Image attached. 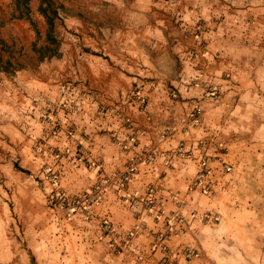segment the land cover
Wrapping results in <instances>:
<instances>
[{
    "label": "crops",
    "instance_id": "crops-1",
    "mask_svg": "<svg viewBox=\"0 0 264 264\" xmlns=\"http://www.w3.org/2000/svg\"><path fill=\"white\" fill-rule=\"evenodd\" d=\"M35 1L32 19L40 15ZM58 16L55 25L75 34L60 56H27L21 68L0 72V145L29 163L11 172L30 205L43 199L27 177L56 146L68 148L61 168L69 193L97 180L94 169L74 166L72 143L99 163L102 198L64 219V243L75 233L80 248L68 246L63 261L72 264L77 252L82 264L109 257L97 228L104 218L120 230L146 220L130 246L141 261L132 264L158 262L163 252H149L146 231L166 216L187 221L169 247L196 251L189 262L179 254L178 264H224L252 243L248 236L263 237L264 0L63 1ZM55 119L77 134L57 136ZM204 166L209 174L196 183ZM148 191L152 209H131L120 196ZM89 222H97V237L83 244ZM9 237L0 234V262H25Z\"/></svg>",
    "mask_w": 264,
    "mask_h": 264
},
{
    "label": "rangeland",
    "instance_id": "rangeland-1",
    "mask_svg": "<svg viewBox=\"0 0 264 264\" xmlns=\"http://www.w3.org/2000/svg\"><path fill=\"white\" fill-rule=\"evenodd\" d=\"M56 1L59 4L60 2L67 1L74 5H78L79 2V0ZM36 4L37 2L32 0L29 3V7L34 10ZM13 8V0H0V37L5 40L7 47L2 52L3 58L10 59L13 68L18 69L24 65V61L30 62L27 56H40L38 51L47 42L45 38L46 24H44L45 20L40 15H34L32 23L26 18L17 17L12 11ZM54 32L57 44L51 45V50H56L57 53L54 56H60V44L62 45V43L68 40L70 35L74 36L75 34L66 29L63 23H58V21ZM9 71L11 70L9 69ZM6 79L10 80L11 78L7 76ZM6 92L8 91L6 90ZM52 130L57 136L62 135L67 139L77 134L74 126L66 123L62 124L57 119L54 120ZM72 146L74 148L72 157L74 166L78 167L79 162L86 168L94 169L97 180H95L89 189L81 188L69 193L62 183L63 171L61 168L64 159H67L65 153L68 148L63 152V150H59L58 146H56V150L54 149L51 152L50 157L42 158V167L39 173L35 175L32 172L28 177L26 176L28 180L33 179L37 181L43 199L39 204L30 205V202L21 196V190L17 189L14 185L16 181L20 180L11 172V170L14 172L20 171L19 169L22 166L29 167L30 165L29 163H25V161L20 162V157H18V153H15L14 150L8 149L6 151L8 147L0 145V231H2L0 234L10 235L9 239L13 240V244L9 246L17 249V251H21L26 258L25 262H21L22 260L20 261L18 258L17 260L9 258L5 262L3 261L4 263L1 261L0 264H10L12 261H17L19 264H68V260L64 262L62 259L63 254H66L65 252L68 250V246H71L74 251L80 248L78 244L79 235L75 233H73L71 241L69 240L67 244L64 243L66 239L64 236L66 233L65 228L67 226H65V220L70 215L81 210L83 213L86 210L90 211L91 205L101 200V194L100 198L97 197V191L99 190L96 188L101 179L98 176V172H101V167L98 162L87 157H82V154L78 156L79 147L77 142L72 143ZM44 181L46 182V187H43L42 182ZM120 196L127 202L128 207L132 209L130 200L125 197L124 193H120ZM192 214L195 215L193 216ZM198 217V213L191 212L190 218L194 219ZM201 217H199L200 220H209L207 217ZM157 219L158 217L155 216L151 223L153 226L158 224ZM186 222L181 215L179 218L176 217L174 220H171L170 223L165 218L161 220L157 228L146 231L150 243L149 252L158 248L163 252L155 264H178L179 254L185 262H189L190 257L195 255V249L189 245L177 251L169 247L168 244V240L178 234L179 225ZM75 223L77 224V222ZM96 223L89 222L91 230L90 232L88 231L86 237L85 235L82 236L83 244L85 240L95 242L94 238L97 237L95 230ZM97 225L100 236L105 239V241H102L104 253L105 255L108 254L109 257L89 261V264H132L133 261H141V254L130 248V246L133 239L145 229V219L137 218L127 229L121 230L107 218L100 220ZM168 226H171V228L168 229ZM248 240H251L252 243L248 244ZM260 243L263 245V250L259 246ZM246 244H248L247 247L245 246ZM246 244L244 245L245 247L243 246L244 250L234 251V253L229 254L232 255L233 259L226 260L224 264H264V236H248ZM74 254L76 255V261L71 263L82 264L78 261L79 253ZM38 258H41L43 261H37Z\"/></svg>",
    "mask_w": 264,
    "mask_h": 264
},
{
    "label": "trees",
    "instance_id": "trees-1",
    "mask_svg": "<svg viewBox=\"0 0 264 264\" xmlns=\"http://www.w3.org/2000/svg\"><path fill=\"white\" fill-rule=\"evenodd\" d=\"M31 0H13L14 8L13 12L20 18H26L32 23V18L30 16V7L29 3ZM37 11L40 15L43 16L46 23L45 38L47 40L46 44L43 45L38 54L40 56H53L56 55V50H51V45H56V36H55V19L58 17V9L60 4L56 0H37ZM37 34V32H36ZM6 43L3 38L0 37V72H12L13 64L10 59H4L2 52L6 50ZM9 69L11 71H9Z\"/></svg>",
    "mask_w": 264,
    "mask_h": 264
},
{
    "label": "built area",
    "instance_id": "built-area-1",
    "mask_svg": "<svg viewBox=\"0 0 264 264\" xmlns=\"http://www.w3.org/2000/svg\"><path fill=\"white\" fill-rule=\"evenodd\" d=\"M99 174H100V172H98V176H99ZM208 174H209V169L205 168V166H204L203 169L200 172L199 177H197V179H196L195 182L198 183L199 180H202L203 177L205 178ZM104 184H105V181L103 179H100L99 182H98V185L96 186V188L99 190V191H97V197L98 198H100V191H101V189L102 188L104 189V186H105ZM209 186H210V182L209 181H205L204 182V190H208L209 189ZM150 194H151V192L148 191V194L147 195H144L143 197H133L132 199H130V196H129V197H126V198L128 200H130V204H131L132 207L141 206L144 209H150V208L152 209L153 208V206H152V197H149ZM170 195L172 196L173 194H170ZM192 215L194 216L195 214H192ZM176 217L179 218L180 215L169 216V217L166 216L165 218H166V221L168 223H170L171 220H174ZM205 217H207V216H205ZM170 228H171V226H168V229H170ZM157 240H158V238H157Z\"/></svg>",
    "mask_w": 264,
    "mask_h": 264
}]
</instances>
